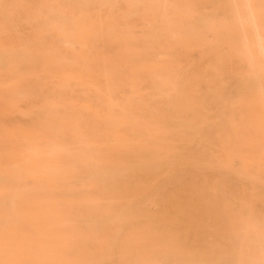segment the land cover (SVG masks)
I'll list each match as a JSON object with an SVG mask.
<instances>
[{
  "label": "bare ground",
  "instance_id": "1",
  "mask_svg": "<svg viewBox=\"0 0 264 264\" xmlns=\"http://www.w3.org/2000/svg\"><path fill=\"white\" fill-rule=\"evenodd\" d=\"M0 264H264V0H0Z\"/></svg>",
  "mask_w": 264,
  "mask_h": 264
},
{
  "label": "rangeland",
  "instance_id": "2",
  "mask_svg": "<svg viewBox=\"0 0 264 264\" xmlns=\"http://www.w3.org/2000/svg\"><path fill=\"white\" fill-rule=\"evenodd\" d=\"M194 56H195V57H198L199 55H198L197 53H196V54L194 53Z\"/></svg>",
  "mask_w": 264,
  "mask_h": 264
}]
</instances>
